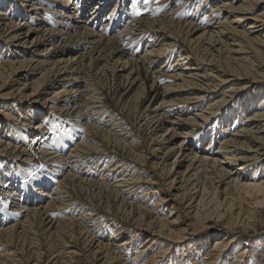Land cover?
Wrapping results in <instances>:
<instances>
[{
	"label": "bare ground",
	"instance_id": "bare-ground-1",
	"mask_svg": "<svg viewBox=\"0 0 264 264\" xmlns=\"http://www.w3.org/2000/svg\"><path fill=\"white\" fill-rule=\"evenodd\" d=\"M257 42L264 0H0V98L18 104L0 100V264H70L83 251L92 264H164L212 217L225 225L200 237L195 254L214 255L192 264H225L234 227L252 228L264 212L251 206L264 202V77L232 103L236 80L264 69ZM171 92L190 101L173 108ZM123 109L139 110L136 136ZM146 151L159 171L148 177L134 166ZM159 173L169 199L192 207L187 226L173 204L165 216L144 208ZM253 191L263 198L249 202ZM167 202L160 195L155 206ZM100 207L132 222V237L120 240L124 223H102Z\"/></svg>",
	"mask_w": 264,
	"mask_h": 264
},
{
	"label": "rangeland",
	"instance_id": "rangeland-1",
	"mask_svg": "<svg viewBox=\"0 0 264 264\" xmlns=\"http://www.w3.org/2000/svg\"><path fill=\"white\" fill-rule=\"evenodd\" d=\"M171 6H172V4H170L169 6H166L165 7L166 11L168 10V7L171 8ZM261 7H263V6H261ZM261 7L258 8L256 13H258L261 10ZM245 24L246 23H244V25ZM240 27L243 28V26H240ZM254 45H255V49L256 50L264 52V46H263L264 44L263 43L257 42ZM141 53H142V51L140 52V55H141ZM252 59L255 60V58H252ZM163 61H164V59H161L160 61H158V63L156 64L155 67L159 68L160 65L163 63ZM254 68L255 69L251 70V74L255 77L253 79H256V80H251V82H249L250 79H247V78L246 79L245 78H241V79H237L236 80L238 82V84L236 85L237 86V90H236V94L234 96L235 100L232 101V103L237 102L242 97H247L248 95H250V93H253L258 86L262 85V83L260 81H258V80L261 78V76L264 77V69L258 68L257 64H255ZM257 75L260 76V77H257ZM103 79H104V77H103ZM100 80H102V78ZM104 81H105V79L100 81V82L101 83H105ZM230 86H231L230 84H225L223 86V88L218 91V95L224 93L225 89L229 88ZM8 90L9 89H6L3 92H6ZM238 92H240V93H238ZM188 97H189V95H186L185 92H171L170 94H168L166 100L170 101V106L171 107L176 108V109L179 108L178 110H180L181 107H179V105H183V103H187V101H190L189 99H187ZM0 100H4V99L0 98ZM149 100H150V97L144 102V106L148 103ZM4 101H6V102L8 101L7 103H13L16 106L18 105L17 102H15L13 100V98L5 99ZM229 106H230V110L234 109L233 108V104H229L228 107ZM125 109L122 110L121 121H123L125 126L128 127L127 129L131 130L132 134L136 136V132L137 131L135 129V124H136L137 119H136L135 115L139 111L138 110L139 108L137 110H135V111H137L136 113H135V111H128V110L125 111ZM6 110H7V108L5 106L0 105V111H6ZM228 110H229V108H228ZM192 112H196V111H192ZM229 112L231 113V111H229ZM174 116H176V114H174ZM40 119H42V117ZM58 120H59V117H58ZM60 120H61V118H60ZM62 120H66V119L62 118ZM36 123H37V120L34 121L32 123V125L36 124ZM64 123H66V122H64ZM215 131H217V129H215ZM209 136L210 135L208 133V135H206L204 140H202L201 146L206 147L208 145ZM187 137L188 138H186V139L184 138V140L186 141L185 143L188 144V145L189 144H193L195 142V140H196V138H193V137L189 138V136H187ZM179 139L180 138H178V140ZM217 140H218V138H217ZM26 145H28L27 148H30L31 143L28 142V143H26ZM142 150L145 151V148H142L141 151ZM144 154L147 157V161L143 162L144 164L142 162H140V161L134 163V166H136V168L138 169V172H139L138 174H140V176H145L146 177L147 175L151 176V175H153L155 173H158L159 172L158 168L151 166V161H150L151 159L150 158L152 156L147 151ZM172 159H173V157H171L167 162H170ZM237 166L238 165L235 164L234 166H232V169L235 170V168ZM166 177H167V175H165V174H161L160 175V173H159L158 177H156L154 179V183H156V184H153L151 186L154 187V189L157 190V193H155V194H152V193L146 194V196L143 198V204L145 206L144 208H146L148 210L150 216H152L153 214H154L153 216H157V215L165 216V215L169 214V212L171 210V206L173 204V206H174V210L173 211L176 212L175 216L178 215L179 220L182 223V226H185V225L187 226L188 223H190V222H192L194 220L193 217H191L192 213L190 211V210H192V207H188L189 206L188 202H186V203H184V202L183 203H178V202H173V200L169 199L171 194L173 193V191H172V188H168V185H166L169 180H167L165 182V184H164V181L166 180ZM248 189L252 190L251 188H248ZM235 193H234L233 197L236 196ZM160 195L163 196V197L165 196V198L168 199V202L164 205V207L160 206V207L157 208L155 206V203L157 202V199L159 198ZM245 196H247V195H245ZM224 197H226V199L230 198V200H232V198H233L229 194L227 196L225 195ZM222 198H220V199H222ZM253 198L256 199V200L257 199H261V198H263V194L262 193L258 194V193H256V191H253L252 195L251 196L248 195L247 199H248L249 202H253ZM234 202L238 203L239 201L234 200ZM215 205H217V204L216 203L215 204L211 203L209 206L212 207V206H215ZM251 206H254L257 209L259 208L258 210H260V211H264V202H262L261 204H257V206H256V203H255V205L253 204ZM221 207H219V211H222L225 208V206L223 207V205ZM242 207L243 208H247L245 203L242 205ZM96 212L100 216L99 218L101 219L102 223H104V222L106 223V222H109V221H112V220H115V219H116V222H121L122 221L121 223L122 224L124 223L123 225H124L125 228H127L126 229L127 233L124 234V236L122 238H120V240H124L126 238L132 237V232H134L136 230L134 228V224L132 222L126 221V223H125V221L122 220L121 218H119L116 214L106 212V210L103 207L96 208ZM210 219H212V220L209 221L208 227L205 229L206 232L200 233L197 236L194 235V236H196L198 238V241H200V237H204L207 234L209 235V234H213L215 232H218L219 229L223 228L222 226L225 225L224 222L221 219H218V218H215V217H212ZM252 224H253L252 228L249 227V228L245 229V227H242V226L234 227L235 228V234L234 235L237 237L238 241H236L234 244H232L229 247V252H228V255H229L228 257L229 258L226 259L225 264H231L232 261L230 262V260L233 259L235 254L237 255L243 249L245 251L243 264H259V260L261 259V256L264 253V212L261 214V219H259L257 221H254ZM130 225H132V227ZM209 228H212V229L208 230ZM111 231H112L111 228L107 229V231H105L104 235L106 237L109 236ZM143 241H144V234L140 238H138L137 240L134 241V243L136 245L134 246V248L129 250L130 259L135 255V250L137 249V247H139V245H141V243ZM198 241H196V244H191L190 242H187V243H185V246L180 245V246L172 249L170 251L169 256L166 258V261H165L164 264H192L193 261H196V259H197L198 262H202V263L206 262V259L202 256V254L206 253V252L207 253L211 252V253L207 254V256H213L214 255V253H213L214 251H213L212 247L208 248V246H206V247H203L204 249H202V252L200 251L199 252L200 253L199 256H197L198 252L195 254V252H196L195 249H197V247L200 245V242H198ZM118 242H120V241H118ZM163 247H166V246H163ZM63 248H64L63 246H60V245L57 246V249L59 250L60 253L63 252ZM207 248H208V250H207ZM188 253H190V254H188ZM81 254L82 255H77V256H74V257L70 258V261H69L70 264H92L91 260L87 256V253H84V251H83V252H81ZM149 257L151 258V256H149ZM148 260H151V259H148ZM220 264H223V262H221Z\"/></svg>",
	"mask_w": 264,
	"mask_h": 264
},
{
	"label": "snow or ice",
	"instance_id": "snow-or-ice-1",
	"mask_svg": "<svg viewBox=\"0 0 264 264\" xmlns=\"http://www.w3.org/2000/svg\"><path fill=\"white\" fill-rule=\"evenodd\" d=\"M144 2H145V3H147V2H148V0H144ZM136 14H137V15H139V12L137 11V13H136Z\"/></svg>",
	"mask_w": 264,
	"mask_h": 264
}]
</instances>
